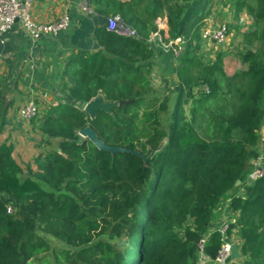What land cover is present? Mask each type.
I'll return each mask as SVG.
<instances>
[{"label": "trees", "instance_id": "16d2710c", "mask_svg": "<svg viewBox=\"0 0 264 264\" xmlns=\"http://www.w3.org/2000/svg\"><path fill=\"white\" fill-rule=\"evenodd\" d=\"M209 2L145 0L139 10L113 4L109 11L137 35H118L102 23L92 35L97 50L79 51L64 66L59 91L65 98L57 97L60 102L44 112L39 127L44 137L58 138L57 149L34 159L35 172H23L12 145L0 143V264H195L197 242L218 222L216 210L229 197L238 217L226 236L236 235L241 264H264V175L246 182L264 123V0H254L249 9L258 46L240 52L247 68L237 104L215 115L204 136L180 105L190 95L187 72L195 61L185 47L149 40L154 32L165 44L191 38ZM160 15L166 30L154 22ZM155 66L163 80L166 73L178 76L171 110L169 97L158 98L151 84ZM207 71L204 94L215 97L219 80L213 74L221 70L214 65ZM6 89L0 80V134L12 105ZM99 95L129 102L90 117L83 106ZM85 126L103 143L137 154L98 149L79 135ZM42 235L60 245L53 246L51 259L36 256L48 246ZM222 242L213 231L205 252L214 257Z\"/></svg>", "mask_w": 264, "mask_h": 264}, {"label": "rangeland", "instance_id": "374dc122", "mask_svg": "<svg viewBox=\"0 0 264 264\" xmlns=\"http://www.w3.org/2000/svg\"><path fill=\"white\" fill-rule=\"evenodd\" d=\"M254 3V0H211L206 7L204 17L197 25L198 28L195 34L191 38H177L172 41L178 46L175 47L176 50L185 47L187 58L195 61L191 65L190 71L187 72V75L192 77L193 82L190 95L186 96L185 100H181L180 105L183 107L185 117L188 119L191 115L195 117L196 128L202 136L205 135L208 124L214 119L215 115L226 114L237 104V90L242 86V73L247 68V65L240 59V52L245 45L249 48H256L258 46L257 40L253 36L258 25L249 11ZM155 18L158 29L166 30L164 16L160 15ZM204 18L212 25L227 21L229 32L224 44L215 46L212 42H206L201 39V30L205 26L204 23H206L203 22ZM160 43L163 44L164 42L160 41ZM164 46H169V43H166ZM214 65H218L221 70V74L218 73V71H214L213 74L220 82L218 81L219 85L215 97L208 98L207 95L204 94L207 85L203 81V77L209 74L207 67H213ZM151 77V84L156 89L158 98L162 97V95H167L169 97L168 108L171 110V106L178 94V90L176 89V85L179 82L178 76L175 73H166L164 77L165 80H163L161 71L155 66ZM0 80H2V78H0ZM31 96L32 97L27 98V100L31 98L34 99V95ZM6 98H8V95ZM34 101L37 102L38 107L36 115L31 119L21 117L25 120L21 127L12 129L11 131L6 130L7 140L3 141L6 144L12 145L11 156L22 168L23 172H27L28 170H30V172H35L37 170V165L34 159L39 154H44L48 150L57 149L58 143V138L44 137L39 127L44 112L51 106H56L60 100H56V102H58L55 105L52 104L51 100L45 98L38 99L37 97ZM260 106L264 111V93ZM142 110L143 107H140L139 111ZM2 133L3 131L1 134ZM257 133V156H261L262 159H264V123L260 125ZM235 134L237 135V132H235ZM10 140L12 144L8 143ZM251 160L249 161L248 168H250ZM142 212L143 210H141V214ZM218 219L219 218H217L216 221H218ZM187 223H190V221H187ZM232 232L236 234L237 230L234 229ZM42 237L46 240L48 246L41 249V252L36 256L38 258L45 257L51 259V251L54 249L53 246L59 247L60 245L44 235H42ZM31 262L37 263L36 260ZM49 262L53 263V261Z\"/></svg>", "mask_w": 264, "mask_h": 264}, {"label": "crops", "instance_id": "0c3cea01", "mask_svg": "<svg viewBox=\"0 0 264 264\" xmlns=\"http://www.w3.org/2000/svg\"><path fill=\"white\" fill-rule=\"evenodd\" d=\"M107 1L112 4L107 5ZM144 2L145 0H32L31 15L34 21L48 23L68 16L69 25L57 36L41 35L31 38L21 24L15 21L5 33L4 42L0 44V78L7 85L6 96L12 100V105L7 110L0 142L7 140L6 130L17 129L25 121L19 115L18 107L31 95H34V99L60 100L56 91L59 90L64 66L79 51L97 50L98 45L92 38L93 31L100 24H106L107 18L114 14L109 11L113 10V4L117 7L119 4L131 3L139 10ZM154 22L156 23V18ZM8 143L12 144V141Z\"/></svg>", "mask_w": 264, "mask_h": 264}, {"label": "built area", "instance_id": "2783aa9c", "mask_svg": "<svg viewBox=\"0 0 264 264\" xmlns=\"http://www.w3.org/2000/svg\"><path fill=\"white\" fill-rule=\"evenodd\" d=\"M32 0H0V44L4 42V35L10 30L13 23L17 21L31 38H38L41 35L57 36L61 31L65 30L69 25V17L62 16L59 19L48 22L39 23L34 21L31 15ZM205 26L201 30V39L206 42H212L215 46L224 44L228 34L227 21L219 22L215 25L203 20ZM107 30L116 32L121 36L136 37V31L124 24L118 14H114L107 18ZM154 34V35H153ZM153 35V36H152ZM151 36V37H150ZM149 36V40L161 41L159 33L154 32ZM179 39V38H178ZM172 41H169V44ZM162 45H165L164 43ZM166 47V46H164ZM220 51V50H218ZM208 91V88H205ZM58 102V101H57ZM56 100L52 104H57ZM38 111L37 102L34 99H28L18 107L19 115L22 118L30 119L34 117ZM264 175V159L257 156L251 160V165L246 177L248 184L257 180ZM239 183V181H238ZM231 197L227 198L222 207L216 211L221 212V217L216 224H211L206 235L197 242V257L195 264H241L240 258L231 257V244L239 243L236 237H227L226 230L230 223L234 222L238 217L237 213L229 208ZM10 209V208H9ZM218 231L222 235L223 242L214 257L209 256L204 249L205 243L210 233Z\"/></svg>", "mask_w": 264, "mask_h": 264}, {"label": "water", "instance_id": "95a60500", "mask_svg": "<svg viewBox=\"0 0 264 264\" xmlns=\"http://www.w3.org/2000/svg\"><path fill=\"white\" fill-rule=\"evenodd\" d=\"M15 21H17V19ZM56 94L58 97L65 98V95H63L59 90L56 91ZM127 102L129 101L120 100L118 103L107 102L102 99L101 95H99L95 98L90 99L87 103H85V105L83 106V110L86 113H88L90 117H93L97 109H101L103 111H109L112 106L116 104H125ZM79 135L86 137L89 141H91L94 144V146H96L100 150H105L109 152L126 151L137 154V152H135L134 150L103 143L101 140L98 139L95 132L89 126L83 127L79 131ZM231 257L232 258L241 257L238 244L235 242L231 244Z\"/></svg>", "mask_w": 264, "mask_h": 264}]
</instances>
